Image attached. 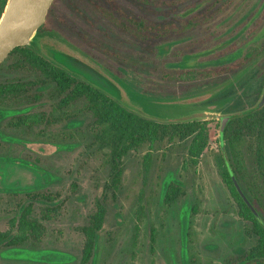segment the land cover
<instances>
[{
	"label": "rangeland",
	"instance_id": "374dc122",
	"mask_svg": "<svg viewBox=\"0 0 264 264\" xmlns=\"http://www.w3.org/2000/svg\"><path fill=\"white\" fill-rule=\"evenodd\" d=\"M106 1L53 0L29 45L45 55L42 42L45 48L91 64L119 86L128 107L149 118L207 121L208 147L197 165L188 162L186 142L151 149L144 145L129 154L122 163L115 199L107 197L105 221L89 264L237 262L255 237L250 223L238 216L219 175V116L227 115L225 109L235 101L247 108L264 93V0H112L120 9V14L113 13L119 20L125 14L146 23L174 25L169 32L160 30L164 39L154 47L103 17L94 3L106 7ZM254 51L261 53L246 66L192 81L177 77L184 70L228 67ZM15 59L9 54L0 64V82L38 79L27 66L11 68ZM52 87H32L30 94L41 95L34 103L0 106V232L7 230L19 205L32 202L17 194L20 190L58 195L50 204L56 210L49 219L41 217L44 203L33 200L32 217L44 227L41 240L21 247L0 246V264H78L83 244L79 228L104 194L108 168L87 132L91 116L82 109V101L69 105L62 117L54 113L48 125L11 124L18 115L50 112L56 102ZM229 88L233 92L222 103L207 101ZM185 98L190 101L184 103ZM242 151L247 155L245 146ZM170 182L178 183L183 195L166 204L163 195ZM139 208L143 214L137 221Z\"/></svg>",
	"mask_w": 264,
	"mask_h": 264
},
{
	"label": "trees",
	"instance_id": "16d2710c",
	"mask_svg": "<svg viewBox=\"0 0 264 264\" xmlns=\"http://www.w3.org/2000/svg\"><path fill=\"white\" fill-rule=\"evenodd\" d=\"M106 3V7L99 3H94V6L103 17L115 23L119 30L131 35L140 43L152 44L154 47L164 39L165 33L160 30L164 29L169 32L174 26L172 23L166 25L146 23L143 20L125 16V14L124 19L119 20L113 16V13L120 14V9L112 0H107ZM50 9L51 7L48 12L51 11ZM41 29L42 26L37 32ZM81 36L87 42H91L84 35L81 34ZM29 44L13 49L10 55L15 54L16 59L10 67L27 66L36 71L39 77L36 80L0 82V106H13L19 102L34 103L40 99L41 95L39 93L30 94V89L34 86L42 87L52 84V94L56 98L52 110L48 113L38 112L15 116L11 120L12 126L30 128L42 124L48 125L55 119L53 118L54 113H59L62 117L65 109L78 101H82V109L90 114L91 122L87 126V132L91 136L96 151L104 157L103 163L108 168V180L103 186L102 199L96 201L95 211L88 216L86 224L79 228L83 236V244L78 264H89L93 257L98 232L105 221L107 197L110 196L114 200L119 189L123 174V160L144 145L151 149L162 143L171 145L177 141L187 143L188 162L191 165H197L202 153L208 147V123L197 118L185 120L149 118L128 107L123 99L118 100L55 62L48 51V46L45 48L42 42L40 46L43 47L45 55ZM102 50L111 57L119 58L118 53L108 48H102ZM260 53L261 51L248 52L228 67H217L211 71H180L177 77L181 80L192 81L205 74L209 76L236 69L246 66ZM232 92L231 88L221 90L211 95L212 97L210 96L207 101L222 103ZM182 100L184 103L190 101L189 98ZM239 103L235 101L233 106L225 109V113L230 116L224 127L225 154L242 192L258 213L262 223L256 219L236 191L218 149L219 175L237 206L238 216L250 223V233L255 237L254 245L245 251L237 262L226 261L224 264H264V103L259 106L254 100L253 104L247 108H243ZM244 146L247 155L242 151ZM146 154V158L149 159L150 152ZM18 193H23L32 202L19 205L17 215L8 221L7 230L0 232V246L7 248L39 242L43 237V225L32 217L33 200L44 203L41 210L42 219H49L56 210L54 205H50L58 199L55 193L39 192L33 189ZM182 195L181 186L170 182L165 188L163 201L171 204ZM142 214V208H139L137 221H140ZM134 228L138 231V224H135ZM154 241V232H152L151 243Z\"/></svg>",
	"mask_w": 264,
	"mask_h": 264
},
{
	"label": "water",
	"instance_id": "95a60500",
	"mask_svg": "<svg viewBox=\"0 0 264 264\" xmlns=\"http://www.w3.org/2000/svg\"><path fill=\"white\" fill-rule=\"evenodd\" d=\"M52 2L53 0H6V4L0 15V64L13 51V49L20 46H27L31 42L37 30L45 22L48 9ZM49 53L51 54L52 59L58 64L62 65L69 71L82 76L86 81L99 87L118 100H122L121 89L119 86L94 68L91 64L75 55L63 51L51 49ZM263 102L264 93L261 101L258 103L259 106H261ZM229 118V115L219 116V150L236 191L251 209L256 219L262 223L258 213L242 192L225 154L224 127ZM29 189L32 188H25L20 191Z\"/></svg>",
	"mask_w": 264,
	"mask_h": 264
},
{
	"label": "flooded vegetation",
	"instance_id": "af4514ba",
	"mask_svg": "<svg viewBox=\"0 0 264 264\" xmlns=\"http://www.w3.org/2000/svg\"><path fill=\"white\" fill-rule=\"evenodd\" d=\"M5 4H6V0H0V15H1V13H2V11H3V8H4V6H5ZM48 51H50V49H48ZM264 92V91H263ZM262 95H263V93H262ZM260 101H261V99H260ZM259 101V102H260ZM258 102V103H259ZM264 103V102H263Z\"/></svg>",
	"mask_w": 264,
	"mask_h": 264
}]
</instances>
